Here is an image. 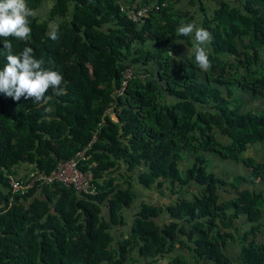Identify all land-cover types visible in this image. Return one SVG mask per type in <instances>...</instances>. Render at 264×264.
Segmentation results:
<instances>
[{"label":"trees","instance_id":"1","mask_svg":"<svg viewBox=\"0 0 264 264\" xmlns=\"http://www.w3.org/2000/svg\"><path fill=\"white\" fill-rule=\"evenodd\" d=\"M133 1L26 0L32 32L27 42L7 38L12 54L32 48L63 75L66 94L45 107L0 94V264H264V244L250 239L262 226L264 195L244 190L220 203L227 183L206 157L246 164L237 189L264 183V164L245 158L264 143V109L249 111L242 98L264 101V0H143L158 7L142 23L121 10ZM189 22L212 34L206 71L188 55L192 38L177 35ZM184 152L195 161L181 171ZM72 160L91 173L95 194L57 182L24 193L10 186V176L51 175ZM190 182L203 187L194 200L142 203L127 224L136 185L164 194ZM240 215L252 227L235 262L226 248ZM178 245L188 257L174 255Z\"/></svg>","mask_w":264,"mask_h":264},{"label":"clouds","instance_id":"2","mask_svg":"<svg viewBox=\"0 0 264 264\" xmlns=\"http://www.w3.org/2000/svg\"><path fill=\"white\" fill-rule=\"evenodd\" d=\"M35 12L26 0H0V38L3 40V50H6L7 63L0 70V94L12 98L14 101L31 99L40 107L50 104L54 97L66 94L62 87L65 83L63 75L58 71L46 69L45 61L34 56L33 49L25 47L19 54H12V43L9 39L15 38L27 42L31 35V17ZM178 36L191 37L194 47L188 49V55H194L195 61L201 70L211 67L209 58L212 34L195 22L181 23L176 29ZM48 36L57 40L58 24L50 23ZM179 44H183L180 41ZM169 55L171 53L169 52ZM51 91V95H48ZM52 109L46 107L45 111Z\"/></svg>","mask_w":264,"mask_h":264},{"label":"crops","instance_id":"3","mask_svg":"<svg viewBox=\"0 0 264 264\" xmlns=\"http://www.w3.org/2000/svg\"><path fill=\"white\" fill-rule=\"evenodd\" d=\"M51 3H49V6ZM46 8V6H45ZM47 10V8H46ZM185 48L183 51L185 52ZM247 102L248 105L251 104V107L260 108V110L264 109V101H252L251 98L244 95L242 96ZM259 110V111H260ZM258 111V110H257ZM115 117V116H114ZM113 117V118H114ZM218 140L227 143L228 139L224 138L221 135H218ZM194 157L193 153L184 152L183 160L180 163L181 171L188 170L194 164ZM207 158L210 160V170L209 172L214 173L215 176L218 178H222L226 181V185L222 187L218 191V196L220 199V203L237 198L239 196V191L250 190L256 194H263L264 195V183L259 185H250V184H243L237 188L232 186L233 180L239 176L247 177L249 176V169L243 162H235L231 160H221L214 155H206ZM245 158L253 159L259 164H264V143L252 145L248 148L247 152L245 153ZM125 167L123 166L119 173L125 172ZM32 172H28L27 174H31ZM120 176V174H118ZM165 187H168L166 185ZM134 191L136 193V202L134 203L133 207L125 212L126 215V222L128 225L132 223L136 213L138 212L139 206L142 203H149L152 205H162V206H169L170 204L176 203L180 198L186 200H194L196 196H199L203 192V187L196 185L193 182H190L189 185L185 187L175 186L172 191H165L162 194L158 189L157 186L153 187L151 190H145L140 185H136L134 187ZM175 191V192H174ZM140 202L137 204V200ZM135 209V212H133ZM232 213V212H231ZM230 213V214H231ZM160 221L169 222V216L164 214ZM261 228L259 232H257L256 236H250L251 240H255L258 243L264 244V219L261 220ZM252 227V224L248 222L246 215H240L234 221V230H229L233 233L235 237L234 244L232 241L227 243L226 253L229 254L230 258H232L235 262H239L240 259V252H241V242L239 241V237L244 236L246 232H248ZM126 227L122 229V231H126ZM174 255H185L186 257L189 256V252L186 249H182L179 245L176 248V253Z\"/></svg>","mask_w":264,"mask_h":264},{"label":"built area","instance_id":"4","mask_svg":"<svg viewBox=\"0 0 264 264\" xmlns=\"http://www.w3.org/2000/svg\"><path fill=\"white\" fill-rule=\"evenodd\" d=\"M156 4H143V0H134L130 5L121 6V10L127 15L128 19L135 23L144 22L145 17ZM130 74H127L129 76ZM91 173H84L78 168L76 160L61 164L59 168L51 175H45L39 172H32L27 180L18 181L10 176V186L15 193H24L32 189L37 183L42 185L52 183H61L67 186H73L79 194L93 195L96 189L91 184Z\"/></svg>","mask_w":264,"mask_h":264},{"label":"rangeland","instance_id":"5","mask_svg":"<svg viewBox=\"0 0 264 264\" xmlns=\"http://www.w3.org/2000/svg\"><path fill=\"white\" fill-rule=\"evenodd\" d=\"M46 8L48 9L49 7H46ZM47 11H48V10H44V11H41V12H43L44 14H46ZM256 110L259 111L260 108H259V107H258V108L251 107V109H250L249 111H254V112H256ZM113 117H114V116H113ZM113 119L116 120V117H114ZM139 202H140V200L138 199V200H137V204H138ZM133 212H135V209H133Z\"/></svg>","mask_w":264,"mask_h":264}]
</instances>
